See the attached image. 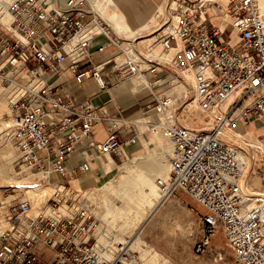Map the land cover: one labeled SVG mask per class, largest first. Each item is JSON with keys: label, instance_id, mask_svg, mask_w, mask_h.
Segmentation results:
<instances>
[{"label": "built area", "instance_id": "1", "mask_svg": "<svg viewBox=\"0 0 264 264\" xmlns=\"http://www.w3.org/2000/svg\"><path fill=\"white\" fill-rule=\"evenodd\" d=\"M164 8L152 41L131 50L91 0L0 6L2 132L17 152L15 166L37 174L0 185V264H128L126 242L102 255L93 234L99 225L86 207L64 214L60 206L94 161L119 154L130 121L109 109L111 100L93 97L132 77L148 89L146 122L174 145L170 173L157 179L162 199L183 191L203 207L196 250L221 230L235 264H264V137L250 142L237 129L264 118V13L258 0H171ZM230 31L234 41L223 37ZM109 44L124 58L102 57ZM184 82L188 89H179ZM46 185L50 212L27 194Z\"/></svg>", "mask_w": 264, "mask_h": 264}, {"label": "rangeland", "instance_id": "2", "mask_svg": "<svg viewBox=\"0 0 264 264\" xmlns=\"http://www.w3.org/2000/svg\"><path fill=\"white\" fill-rule=\"evenodd\" d=\"M169 1L171 0H158V4L160 3L161 7L160 13L157 12L159 14L155 18L154 24H152V26L149 28V31L153 30L154 27L160 22V19L165 15V3ZM215 1H218L221 4H225L228 0ZM262 2H264V0H262ZM260 6H264V3H262V5ZM155 8L156 7L154 5L151 10L153 11L155 10ZM147 31L148 29L139 32L137 34L138 37L135 41H138L141 38L152 37L154 35L152 33L148 34ZM145 33L147 35H145ZM223 37L226 40H232L233 38L228 35H224ZM147 42L149 41L146 40L141 43L143 45H146ZM157 45L158 44L154 45V47H158L157 49H159V46ZM112 52L118 54L121 51L117 50L116 46H114L113 44H109L106 48V52L101 54L102 57H106ZM146 99L149 98L139 97L135 98L133 101L137 102L140 108H142V105L144 104ZM125 107L127 106L123 103L113 100L111 108L118 115L121 114V116H125ZM4 120V115H2L0 117V151L1 148L7 143L10 146V143L5 138L4 133L2 132V128L4 127ZM259 120L261 124H264V119ZM129 126L131 127V130L125 134V140L138 134L137 128L131 122ZM257 126L258 125H254L252 129L247 126L245 130L246 134L248 130H252V133L247 134L246 136L251 139L264 137V135H262L264 134V131L259 130V127ZM237 129L241 130V125H237ZM145 131L143 133H148L149 130L147 129ZM125 140H123V142ZM10 149H12L11 154L4 155L2 158L3 162L1 161L2 164H0V173L4 174L11 171V175L14 177L5 181V183L15 181L16 179H21L18 176H29V174H31L25 171V168H21V170H19V168L15 166L17 152L15 151V149L13 150L11 146ZM113 159L119 165L122 164L125 156L119 153L115 154L113 156ZM134 163V165L130 166L128 162H125L121 166L122 172L118 177L117 175L119 170L117 168L112 169L108 174H104L103 172L106 171L105 161H94L93 173L97 177L96 184H93L88 189L81 188L80 184L77 181L72 182L70 186V192H72L73 198L71 202L68 203V205L70 206H67V208L65 206V203H63L60 209L65 208L64 210L66 213L64 214H69L72 210L71 205L74 204L77 207L78 202L84 199V201H86L88 205L86 209L88 210L89 214L98 222L99 226L97 228L106 231L105 240L109 238L112 239V241H109L107 243L111 244V246L104 245L105 242L99 243H102V246H105V249L108 251L109 255L111 254L109 253V248H112V246H114V242L122 241L124 237L127 238L128 241L126 243L128 244V246H130L129 248L132 251V255L128 258V262L132 261L131 264H150L148 258H150V255L153 252H157L158 254L163 255L165 258H167L168 264H235L232 252L226 245L221 230H217L212 235L209 243L202 251L196 250V243L202 233L201 225L199 223V216L202 212H204V210L199 202H197L195 199H193L183 191H178L174 195L168 197L167 200H164L163 204H158L159 197L149 196V198H151L150 203L143 201L129 210H120L121 212L119 213L116 209H118V206L122 205L119 199L117 185L121 179V175L133 172L134 167L139 163L153 164L156 162L139 160L135 161ZM165 163H168V168L169 161ZM87 174L82 175L80 178L86 176ZM160 175L161 173L157 176ZM256 184L259 185L258 179H256ZM142 187L145 188L144 190L148 191L147 186H140V188ZM46 189L47 188H42L37 190V192H45ZM137 190L138 188L135 187L134 191L136 192ZM35 193L36 192L34 191H29L27 194L28 196L32 195V199L34 200L33 196ZM161 202H163V200H161ZM154 207H157L154 210V213L152 215H149ZM45 210L50 212L47 208ZM114 239H116V241H114ZM142 257H146L147 261L144 262V259Z\"/></svg>", "mask_w": 264, "mask_h": 264}, {"label": "crops", "instance_id": "3", "mask_svg": "<svg viewBox=\"0 0 264 264\" xmlns=\"http://www.w3.org/2000/svg\"><path fill=\"white\" fill-rule=\"evenodd\" d=\"M102 1L103 0H99L98 1L99 4H98L96 0H93L96 6H98V8L100 9H102L101 8ZM104 2L106 4L105 8H106L107 20L110 21L111 24L115 22L113 26L116 29L119 30L122 29L121 32H127V31L141 32L143 30L148 29L147 33H149L150 32L149 28L152 26V24H154V20L157 17V12H159L161 8L160 3L158 4V0H104ZM154 5L156 8L155 10L152 11L151 9ZM262 8H264V6H262ZM215 21L221 28L223 27L224 17H217ZM226 34H228V36L233 37L232 41L235 40L234 33L230 31L229 33ZM145 35L147 34L145 33ZM150 39L151 38H147V39L144 38L143 41L146 40L150 41ZM138 80L139 79L136 77L129 78L124 82H120L118 84L112 85L108 92H102L97 94L95 97H93V101L95 102H105L111 100V102L108 103V107L111 111H114L111 108L113 100L126 105L127 107H125L124 109V115H125L124 117H126L138 130V134L132 136V138L134 139L133 141L127 139L121 144V154L125 156V159L122 162V164L118 165L111 156H109L107 159L104 160L105 168H106V171L103 172L104 174H108L112 169L117 168L119 170L117 176L119 177L120 173L122 172L121 166L125 162H128L129 165L132 166L135 164L134 163L135 161H139V160L156 162V163L153 164L139 163L134 167L133 172L144 170L150 174L151 173L154 174L156 169L165 166L166 164L165 162L170 161L171 145L169 139L159 129H151L147 127V125L144 123L145 118L143 116L144 114L142 112V109L140 108L137 102L133 101L135 98H139V97L142 98L143 96H146L148 93V89L145 87L140 90H135V85ZM95 89L96 86L94 85L88 87V91L90 92L95 91ZM76 92L79 95H83L82 89L78 86H76ZM7 108H8V102L5 99V94H3V92H0V117L7 111ZM254 125H258L257 127H259V130L264 131V124H261L259 119H253L248 126L250 129H252ZM241 128H242V132L246 130V128L242 125ZM147 129L149 130L148 133H143ZM251 133L252 130L247 131V134H251ZM125 138H126L125 135H123V139ZM251 140H254L255 142L256 139H251ZM2 155L3 153L2 151H0V164H2L3 162ZM97 161L101 162L102 160L98 159ZM108 165L110 167L107 168ZM11 174H12L11 171L9 173H4V174L0 173V184H4L5 181L14 177ZM123 176L124 175H121V179L117 185L118 192ZM18 177L30 181L31 179L37 177V174L31 173L29 174V176L21 175ZM50 177L55 179L57 178V175L55 173H51ZM77 182L80 184L81 188L89 189L90 186L96 184L97 177L93 173V169H92V171L88 172L86 176L80 178ZM78 203H80L83 207H88L84 199L80 200ZM103 232H105V234ZM93 234L97 238L96 245L97 246L99 245L98 247L102 252V255L103 256L106 255L107 257L108 251L105 249V246H102V243L99 242H105L104 245L111 246V244H107V243L109 241H112V239L109 238L105 240L106 231L100 228L95 229ZM114 241H116V239H114Z\"/></svg>", "mask_w": 264, "mask_h": 264}, {"label": "bare ground", "instance_id": "4", "mask_svg": "<svg viewBox=\"0 0 264 264\" xmlns=\"http://www.w3.org/2000/svg\"><path fill=\"white\" fill-rule=\"evenodd\" d=\"M10 1L11 0H0V6H1V8L3 10H5L7 8L8 3ZM98 1L99 0H96L97 3H98ZM258 1H259L260 10H261L262 13H264V8H262V6H260L264 2H262V0H258ZM91 4H92L93 10L97 13V15L100 18H102L108 24V26H109L108 28L113 33L112 35L115 36V37H117L121 41L122 47L132 50L134 46H136L138 44L139 45L142 44L141 42L143 41L144 38H141L140 40L135 41L136 38L138 37L137 34L139 32H137V31L121 32L122 29L119 30V29H116L113 26L114 25V22L113 21H112L113 24H111V22L107 20V18H106L107 17V15H106V8H105L106 5H105L104 0L102 1V5H101V8L102 9L98 8V6H96V4L93 2V0H91ZM159 13H160V10H159ZM159 13H157V15ZM152 32H153V30H151L148 34H151ZM147 38H151L150 41L148 40L149 42H151L152 39H153V37H146L145 39H147ZM157 48L158 47H156L155 49L157 50ZM156 50H154V52H156ZM123 58H124V53L117 54L116 57H115V60L118 61V60H121ZM136 78L139 79V77H136ZM186 78L189 81L191 79V76L190 75H187ZM138 81H137V83L135 85V90H140V89H142L144 87L147 88V86L145 84L143 85V84H141ZM186 83L187 82H184L183 84H181V86L179 87V89L187 90L188 89V86H187L188 84H186ZM109 89L106 90V91H103V92H108ZM235 95L236 94H231L229 96V98H228V102L231 101L235 97ZM143 116L145 118L144 123L147 125L148 128H151L150 125L146 122L148 118H146L145 115H143ZM149 118L150 119H153L154 118L153 120H156L157 119V115L156 114H152ZM151 129H155V128H151ZM238 130L242 132V129L241 130L238 129ZM247 138L250 140V142H254V140H251L248 136H247ZM129 140L130 141H133L134 139L131 137V138H129ZM169 141H170V145H171V152H170L171 153V157H170L169 167L168 168H167L168 164L166 163L165 166L156 169L155 172H154V174H152V173L150 174V173H148L147 171H144V170H139V171H136V172H132V173L130 172L128 174H124L123 179H122V182L120 183V186H119V199H120V202H121V205L122 206H118L117 207L118 209H116V210H118L119 213L121 212L120 210H122V211L127 210V209L129 210L132 207H134L135 205L140 204L143 201H145L147 203H150L151 198H149V196H152V197H156L157 196V197H159L158 198L159 199L158 200V204H163L164 203V200H167V198L164 199V200L162 199L163 196H162V193H161V191H160V189L158 187L157 179L158 178H166L169 175V173H170L171 158H172V155H173V152H174V145H173V143H172V141L170 139H169ZM10 146L13 148V150L15 149L11 143H10ZM10 146L7 143L6 145H4L1 148V151L3 153L2 156L11 154L12 149H10ZM242 151H243L244 157L246 158L247 164L250 167L251 166V163H252V159H253V154L250 152L249 147H246V146L242 149ZM119 153L121 154V146L119 148ZM108 167H110V166L108 165L107 168ZM160 173H161V175L160 176H157ZM11 180H13V179H11ZM16 180H19V181H27L28 182V180H25V179H16ZM140 186H144V187L147 186L148 187V191L144 190L145 188H143V187L140 188ZM135 187L138 188V190L136 192L134 191ZM44 188H47L45 192H40V191L37 192V190H39V189L28 190L27 192H29V191L36 192L34 194V196H33L34 200L38 203V205H40L42 208L44 207L46 209V207L45 206H42V205H44V201H45L46 195H48V192L50 190V185H46V187H44ZM30 197H32V195H30ZM161 200H163V202H161ZM65 206L67 207V206H70V205L65 204ZM71 206H72V211L69 214H71L74 211H76V209L78 207H81L82 205L80 203H78L77 204V207L74 204L71 205ZM156 208L157 207H154L151 210V212L149 213V215H152L154 213V210ZM64 209L65 208H61L60 211L63 212V213H66ZM115 212H117V211H115ZM103 233L105 234V232H103ZM127 241H128V239L127 238H124L122 241H119L118 243H125ZM97 248L99 249L98 246H97ZM116 248L117 247H116V244H115L114 246H112V248L109 249V253H111V254H109L110 256L109 255H107V257H106V255H104V256L106 258L111 257L113 255V253L116 251ZM142 258L144 259V262L147 261V258L146 257H142ZM148 260H149L150 264H164V263L165 264H168L167 258H165L163 255L158 254L157 252H153L150 255V258H148ZM131 263H132V261L131 262H128V264H131Z\"/></svg>", "mask_w": 264, "mask_h": 264}]
</instances>
